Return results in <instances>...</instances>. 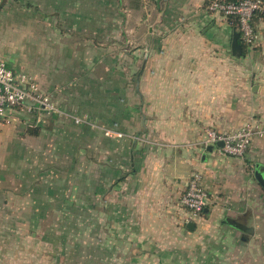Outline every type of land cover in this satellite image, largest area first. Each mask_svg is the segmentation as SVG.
I'll return each mask as SVG.
<instances>
[{
    "label": "crops",
    "instance_id": "1",
    "mask_svg": "<svg viewBox=\"0 0 264 264\" xmlns=\"http://www.w3.org/2000/svg\"><path fill=\"white\" fill-rule=\"evenodd\" d=\"M20 1L0 0V59L32 77L63 115L7 110L0 153L5 144L14 154L36 148L33 154L47 162V193L49 171L61 177L85 161L91 173L80 177L99 175L98 156L83 159L82 149L99 144L93 128H111L123 134L111 136V241L130 243L122 250L125 264H264V190L253 175L256 164L264 171V139L255 138L243 157L203 145L208 128L264 126V19L254 18L258 39L236 57L235 31L226 17L207 11L209 0H129L128 14L117 9L121 0H54V7L45 0L49 10L34 0L22 10ZM149 2L157 12L147 25ZM194 172L201 173L207 204L189 231L180 198ZM31 178L10 193L27 194L25 204L36 210ZM228 217L253 234L242 241L241 231L223 223ZM182 241L187 248L167 245Z\"/></svg>",
    "mask_w": 264,
    "mask_h": 264
},
{
    "label": "rangeland",
    "instance_id": "2",
    "mask_svg": "<svg viewBox=\"0 0 264 264\" xmlns=\"http://www.w3.org/2000/svg\"><path fill=\"white\" fill-rule=\"evenodd\" d=\"M128 1L121 0L117 8L120 13L128 14ZM30 3L28 0H21L16 7L28 9L26 5ZM51 3L52 7L53 4L56 5L54 0H51ZM92 4L94 3L85 5ZM34 5L42 10L50 8L49 1L45 0H34ZM145 11L149 14L147 25L153 24L157 9L149 2ZM140 17L141 15L136 14L132 18V24H139ZM116 19L118 23L121 20L117 16ZM117 38L120 43L127 40L124 34ZM132 43L134 46L137 42L133 40ZM238 127L237 125L232 129ZM11 129L8 124V136H5L12 137ZM94 129L97 131L99 144L84 147V154L81 155L84 156L83 159L98 156L96 159L99 162L96 165L101 171L99 175L95 173V176L87 177L85 174L86 176L81 178L82 173H91L90 163L85 161L79 168L71 169L67 175L61 174V177L49 171L46 173L49 177L46 184L53 190L47 193H44L43 185L46 178L43 166L47 162L41 155L33 154L36 148L34 151L23 152L20 148L17 154H14V147L5 144L0 153L4 166V180L0 181V264H125L127 260L122 257V250H128L130 243L111 241V135H105L103 127L99 128L100 130L98 127L93 128V131ZM22 131L24 133V129L21 130V136ZM30 155H33L31 162L25 163ZM93 168L95 169V166ZM28 173L31 176H28ZM17 174L24 176L25 181L19 179ZM29 177H32V186L37 181L36 193L30 195L31 200L33 197L36 200V210L30 206L28 208L25 204L27 194L19 197L12 194L13 189L24 185ZM15 199L21 203L20 209H17ZM79 201L94 202L95 206L92 209L81 208L76 204ZM49 203H52L51 207ZM207 231L203 229V232ZM118 232L123 233L121 229ZM167 245L187 248L186 241L170 242ZM115 250L121 251L120 254L114 253Z\"/></svg>",
    "mask_w": 264,
    "mask_h": 264
},
{
    "label": "built area",
    "instance_id": "3",
    "mask_svg": "<svg viewBox=\"0 0 264 264\" xmlns=\"http://www.w3.org/2000/svg\"><path fill=\"white\" fill-rule=\"evenodd\" d=\"M208 12L222 15L223 17H236L241 40L253 46L258 34L254 27V17L263 19V0H241L239 2H225L210 0ZM24 106L28 113L45 111L56 115H63L62 110L51 100V97L42 93L37 82L24 73H14L5 61L0 59V118L8 117L7 110ZM85 119L74 118V123L79 124ZM105 135L122 137V133L109 129H102ZM264 139V126L260 123L247 122L236 129L227 132H218L213 129L205 130V147L212 146L221 153L243 157L251 142L255 139ZM221 142L222 146L217 147ZM207 204V193L202 185V176L194 172L186 181V187L180 198V205L186 211L183 220L186 225L195 222L203 215Z\"/></svg>",
    "mask_w": 264,
    "mask_h": 264
},
{
    "label": "water",
    "instance_id": "4",
    "mask_svg": "<svg viewBox=\"0 0 264 264\" xmlns=\"http://www.w3.org/2000/svg\"><path fill=\"white\" fill-rule=\"evenodd\" d=\"M239 37H240V35L238 32L233 33L232 41H231V47H230L232 55H234L236 57H242V48H241V45L238 43ZM221 146H222V143L218 142L217 147H221ZM212 150H213L212 146L207 147V151H212ZM253 175H254V178L257 181V183L264 190V171L260 168L259 164L255 165ZM223 223L241 231L243 234V236L241 238L242 241H246L247 236L253 234V228L252 227L246 226L245 224H243V223H241V222H239L233 218L228 217L223 221ZM186 229L189 231H194L195 223L194 222L187 223Z\"/></svg>",
    "mask_w": 264,
    "mask_h": 264
},
{
    "label": "trees",
    "instance_id": "5",
    "mask_svg": "<svg viewBox=\"0 0 264 264\" xmlns=\"http://www.w3.org/2000/svg\"><path fill=\"white\" fill-rule=\"evenodd\" d=\"M221 1H225V2H239L241 0H221ZM209 2H210V0L206 2V4H205L206 8L208 7ZM254 18H256V17H254ZM263 19H264V17H263ZM227 20L230 23V25L233 28V30L235 32H238L239 33V31H238V22H237L236 17H227ZM238 43L241 45V48H242V57L246 56L247 55V52H248V49L250 48V46L248 44L244 43L241 40V37H239ZM35 133L36 132L34 131V134Z\"/></svg>",
    "mask_w": 264,
    "mask_h": 264
}]
</instances>
